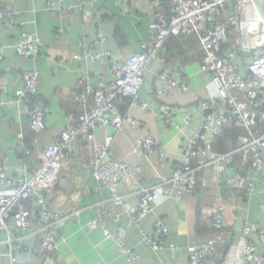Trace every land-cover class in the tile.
Segmentation results:
<instances>
[{"label": "crops", "instance_id": "obj_1", "mask_svg": "<svg viewBox=\"0 0 264 264\" xmlns=\"http://www.w3.org/2000/svg\"><path fill=\"white\" fill-rule=\"evenodd\" d=\"M48 1L52 3L50 11L46 5ZM151 1L2 0L0 6L14 11L16 23V26L0 23V84L7 88L6 94H0V166L8 175L19 169L30 178L37 166V154L67 128L69 114L80 112L75 99L77 80L88 79L94 87L100 76L111 81V63L141 51V44L150 39L152 27L157 23ZM162 3V13L169 21L173 16L172 3ZM21 33L41 44L33 59H21L16 53ZM98 37L103 42H99ZM90 55H98L99 60L92 62ZM161 57L163 67L158 61L151 63L140 92V98L149 104L150 110L132 109L129 100L120 101L117 108L124 119L122 133L115 136L111 125L96 128L98 140L110 145V159L139 168L140 177L150 187L168 181L172 170L179 166L187 141L203 120L197 103L209 97L210 77L200 72L202 52L195 37L170 38ZM178 66L189 82L188 91L174 89L160 94V90L166 88L159 78L160 72L165 67ZM25 70L39 73L37 98L44 104L45 126L40 135L31 131L29 117L22 110L19 115L12 105L15 90L22 86ZM186 117L191 120L187 122ZM18 133H23L24 143L31 151L29 159L16 150ZM238 134V130H229L227 136L234 139L233 145L216 140L212 150L220 155L230 154L229 168L251 178L253 172L238 150L235 137ZM142 136L151 137L157 144L152 157L132 153L135 139ZM91 152L86 142L74 144L49 195L52 211L70 215L57 227L58 249L45 257L30 255L35 241L27 239L23 247L16 241L10 245L6 233L0 232V264H11L9 256L18 264H186L190 247L218 237L222 242L210 264H241L242 228L257 225L264 229V187L256 183L251 195L243 194L237 199L230 195L228 187L222 186L225 182L211 169L197 175L199 179L206 177L207 188L196 189L179 202L174 200L176 189L167 185L171 198L153 205L152 212L139 222L138 228L129 224L125 207H119L115 212L120 216L119 222L112 214L104 220V227L92 229L90 224L95 218L92 207L106 203L110 192L95 181L89 171L80 168ZM119 194L128 207L138 202L135 186L123 184ZM218 203L225 207L226 227L220 232L211 228L210 217L203 212L204 208ZM33 214L37 219L36 213ZM158 219L163 220L168 236L163 247L153 252L141 235L152 234ZM119 227L125 230L122 246L118 242ZM104 230L108 236L104 235ZM250 241L264 260V243L255 233L251 234Z\"/></svg>", "mask_w": 264, "mask_h": 264}, {"label": "built area", "instance_id": "obj_2", "mask_svg": "<svg viewBox=\"0 0 264 264\" xmlns=\"http://www.w3.org/2000/svg\"><path fill=\"white\" fill-rule=\"evenodd\" d=\"M162 1H151L157 23L152 27L150 39L141 44L139 53L111 63V81L100 76L94 87L88 79L77 80L75 99L80 112L69 114L67 128L37 154L38 164L31 177L27 178L25 171L19 169L8 175L0 166V232L6 233L8 244L16 241L23 247L25 240L35 241L33 252H27L37 257L48 256L58 249L57 227L70 215L52 211L49 195L59 180L63 161L72 154L74 144L80 141L86 142L92 151L81 162L80 168L89 171L92 178L110 192L106 203L92 207L95 217L90 224L92 229L104 227V220L112 214L119 222L120 216L115 213L119 207H125L129 224L138 228L139 222L152 212L153 205L171 198L167 185L176 189L174 200L179 202L184 195L207 188L206 177L199 179L197 175L208 169L219 175L230 195L237 199L243 194L251 195L256 183L264 187V20L253 0H168L172 3L173 16L167 21L162 13ZM46 5L50 11L52 3L48 1ZM14 16L10 7L0 6V23L16 26ZM187 37L198 40L202 52L200 72L210 77L209 97L197 103L203 120L187 141L180 164L172 170L170 179L159 186H146L139 168L110 159V145L98 140L96 128L111 125L115 136L122 133L124 119L117 104L124 99L129 100L132 109L149 111V104L140 98L145 72L154 61L163 67L161 53L170 38ZM98 41L103 42V39L98 37ZM40 46L37 39L21 33L16 53L19 58L30 60L38 54ZM243 53L249 56L243 57ZM89 58L92 62L99 60L98 55H90ZM182 75L179 66L163 68L159 78L166 88L161 89L160 94L174 89L188 91L189 82ZM38 86L39 73L25 70L22 86L15 90L12 100L17 113L20 115L22 110L29 117L30 129L35 135L45 130L44 104L37 98ZM6 93V86L0 84V94ZM190 120L186 117L187 122ZM232 128L244 131L238 137V150L253 172L251 178L229 168L230 154L220 155L212 150L213 142ZM16 142V150L29 158L31 151L24 143L23 133H18ZM156 146L151 137H137L132 153L149 158ZM123 184L136 187L138 202L134 207L126 206L119 194ZM203 212L210 217V226L214 231L220 232L226 227L223 204H213L204 208ZM118 230V242L122 246L125 230L122 227ZM254 233L264 243V229L257 225H246L241 230V264H264L250 241ZM104 235L108 236L105 230ZM167 236L168 230L161 219L156 221L152 234L141 235L142 241L153 252L163 247ZM220 242L222 239L218 237L190 247L186 264H210ZM127 254H130L129 251ZM9 257L11 264H18L15 258Z\"/></svg>", "mask_w": 264, "mask_h": 264}, {"label": "trees", "instance_id": "obj_3", "mask_svg": "<svg viewBox=\"0 0 264 264\" xmlns=\"http://www.w3.org/2000/svg\"><path fill=\"white\" fill-rule=\"evenodd\" d=\"M164 1H168V0H163V2ZM163 4V3H162ZM245 77L247 78L248 77V75H245ZM126 99H124V100H122V101H125ZM232 129H234V130H238L239 131V134L237 135V136H235L236 137V141H238V137L240 136V135H243L244 134V131L242 130V129H238V128H232ZM232 129H229V130H231L232 131ZM229 130H226L225 132H224V134H223V137L222 138H220V139H218L219 141H221V140H225L224 142L227 144V143H229L230 144V146H232L233 145V141H234V139L231 137V135L230 136H227V133H228V131ZM24 158V157H23ZM24 159H26V158H24ZM29 159V158H28ZM27 160V159H26ZM30 161H32V160H30ZM37 164H38V162H37Z\"/></svg>", "mask_w": 264, "mask_h": 264}, {"label": "water", "instance_id": "obj_4", "mask_svg": "<svg viewBox=\"0 0 264 264\" xmlns=\"http://www.w3.org/2000/svg\"><path fill=\"white\" fill-rule=\"evenodd\" d=\"M253 3L255 5L259 15L264 20V0H253ZM242 56L243 57H248L249 54L248 53H243ZM222 186L227 188L226 183L222 184Z\"/></svg>", "mask_w": 264, "mask_h": 264}]
</instances>
